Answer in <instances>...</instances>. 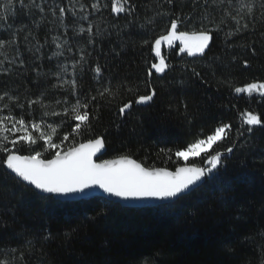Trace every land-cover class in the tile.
Segmentation results:
<instances>
[{
    "label": "trees",
    "instance_id": "trees-1",
    "mask_svg": "<svg viewBox=\"0 0 264 264\" xmlns=\"http://www.w3.org/2000/svg\"><path fill=\"white\" fill-rule=\"evenodd\" d=\"M53 2L44 0L46 11L39 27L33 23L41 20L38 12L15 19L14 27L26 26L19 37L25 66H13L11 75H0V90L18 95L22 102L29 96L35 99L44 89L63 98L65 90L50 87L59 83L53 75L57 73L53 56L57 42L53 43L52 37L63 36L66 46L73 50L71 63L76 65L80 99L97 95L109 83L113 89V95L97 97L91 105L99 117L92 122V135L104 136L106 142V154L100 160L127 155L145 167L175 171L184 166L176 159L175 151L210 134L221 123H230L232 130L214 150L223 152L232 146L234 151L225 154L226 166L219 170V179L207 178L191 194L157 208H126L105 199L74 203L42 200L10 179L0 181V258L3 250H9L8 258L12 259L10 250L17 249L13 264H262L264 127H256L249 134L247 126L242 125V113L251 111L264 118V99L236 95L228 87L264 81L261 0H236L234 8L242 2L254 5L256 23H250L246 10L242 11L241 24L249 22V29L230 38L227 44L221 33L204 56L180 53V44L171 48L162 45L161 53L169 67L151 77L147 71L151 63L158 61L150 44L166 31L171 18L179 15L184 19L180 31H196L201 27V17L207 14L219 20L221 9L210 7L205 13L195 0H174L173 4L167 0H131L136 11L128 17L111 13V0H55V4L68 9L66 30L59 13L53 17L48 11ZM70 2L82 4L92 13L89 24L94 44H88L87 33L77 34V18L73 16L76 9ZM95 2L102 5L99 12L91 8ZM105 4L108 7H103ZM129 19L134 21L131 25ZM148 19L154 23L149 24ZM28 30L35 37H29L30 43L24 40ZM145 40L149 45L143 44ZM37 41L43 45L39 52L35 51ZM14 55L9 49V58ZM244 60L248 67L243 66ZM97 64L102 68L100 76L94 72ZM193 69L201 74L203 82ZM149 86L156 90L153 101L134 104L126 115H118L122 103L147 94ZM51 108L61 109L54 101ZM34 118H40L39 111ZM48 120L59 123L54 117ZM67 131L70 129L65 125L58 135ZM86 138L78 137L77 141ZM70 142L71 138L65 147ZM161 149L172 151L162 153ZM46 157L50 158L48 154ZM202 160L203 156L189 164L206 166ZM102 210L106 214H100ZM67 233L71 234L69 238ZM21 253L23 260L19 259Z\"/></svg>",
    "mask_w": 264,
    "mask_h": 264
},
{
    "label": "snow or ice",
    "instance_id": "snow-or-ice-1",
    "mask_svg": "<svg viewBox=\"0 0 264 264\" xmlns=\"http://www.w3.org/2000/svg\"><path fill=\"white\" fill-rule=\"evenodd\" d=\"M55 2V0H54ZM168 4H173L174 0H167ZM200 4L204 12L207 13L210 7L220 8V19L204 15L200 18L201 27L196 31H180L179 27L184 19L177 15L169 20L166 31L156 37L150 44L151 52L158 62L151 63L147 75L151 77L155 74H163L169 67L161 53V46L166 44L173 47L179 41L180 53L188 56H204L206 50H210L212 41L223 33L225 43L242 31L249 29V22L256 23L254 15V5L241 3L239 8H234L236 0H195ZM102 5L99 2L91 4L94 12H99ZM108 7V5H103ZM261 9H264V0H261ZM35 10V12L33 11ZM249 17V22L241 24L242 11ZM44 0L37 3V0H0V27L4 29L0 32V75H11L13 66L23 68L25 61L20 51V34L25 32L26 26L14 27L15 19L19 15L32 17L35 13L41 16L40 21H33L39 27L45 15ZM48 11L53 17L59 13L61 24L67 30L68 25L64 22L66 7L56 4L49 6ZM80 11L86 12L85 6L81 5ZM136 11V6L131 0H111L110 12L119 16L132 17ZM92 13H86L79 17L80 20H88ZM158 13L157 15H164ZM76 13L73 12V16ZM191 20V17H188ZM261 20H264V11L261 13ZM134 21L128 20L131 25ZM149 24L154 20L148 19ZM143 27V25H142ZM228 28V31H225ZM253 27V31H254ZM88 34V44H94L93 27L91 24L87 28L79 27L77 34ZM66 34V33H65ZM99 34V30L97 33ZM31 30L24 35L25 42L30 43ZM35 39L34 36H32ZM58 37L53 36L55 43ZM64 43H68L67 40ZM149 41H143L144 45H149ZM43 45L39 44L35 48L39 52ZM63 45L56 43V48ZM11 49L15 55L10 59L8 50ZM32 51V48H28ZM68 51H71L69 47ZM84 53V49H80ZM253 54L255 49H252ZM64 53L56 52L53 56H62ZM40 57H37L39 59ZM52 57H49L51 59ZM85 56L82 54L80 60ZM7 64V66H5ZM243 66L248 67L247 60L243 61ZM61 72H67V65H58ZM73 69L76 65L73 64ZM154 70V71H153ZM196 77L201 74L192 70ZM97 76L102 73V68L97 64L94 69ZM40 73L37 70V76ZM56 79L61 81V73H54ZM202 80V77H201ZM203 82V80H202ZM71 84V91L65 90L63 98H56L50 94L48 89L40 91L36 98L25 97L22 102L20 97L8 90H0V113L7 111V115H0V181L12 180L16 185L26 188L32 195L38 196L42 200H51L53 197H69L75 195L91 196L99 189L108 197H114L121 201H176L182 196L189 194L194 186L208 179H219V170L225 167V154L234 151L232 146L226 147L223 152L214 150V146L229 138L232 130L230 123H221L219 126L203 138L195 139L187 146L177 149L174 153L177 160H184V166L177 167L175 171L167 168L145 167L141 163L127 155H119L114 159L97 160L98 153L106 147L104 136H93V120L99 117L91 110V105L97 100L113 95V89L109 83L98 91L97 95L86 97L83 101L77 91V82L63 80L61 83L53 84L52 89L63 88L64 84ZM228 87L236 95L244 94L248 97L258 95L264 99V81H254L245 83L243 86L229 84ZM130 91V90H129ZM156 90L149 86L147 94L138 95L135 100H128L118 108V115H126L134 104H147L153 101ZM74 98V102H73ZM47 101V103H46ZM61 111L51 108L52 102ZM19 109V113L16 110ZM39 111L40 118H34V114ZM28 117V118H26ZM46 117H54L59 123L53 121L48 123ZM242 125L247 126L245 131L249 134L256 127H264V118L260 114L251 111L242 113ZM67 126L70 131L59 136V129ZM243 135V133H239ZM78 137H87L77 141ZM71 142L65 147V142ZM57 140L59 142H57ZM27 151L29 154L23 155ZM162 153H170L171 149H161ZM46 154L50 158L46 157ZM203 156L202 163L206 166L188 164L190 157L198 158ZM111 203V201L109 202ZM100 214H106L103 210ZM66 238L70 233L65 234ZM49 237H45L48 239ZM17 249H11L12 259H9V250H3L0 264H13L16 259ZM23 253L19 259L23 260ZM264 264V262H262Z\"/></svg>",
    "mask_w": 264,
    "mask_h": 264
},
{
    "label": "rangeland",
    "instance_id": "rangeland-1",
    "mask_svg": "<svg viewBox=\"0 0 264 264\" xmlns=\"http://www.w3.org/2000/svg\"><path fill=\"white\" fill-rule=\"evenodd\" d=\"M69 5H71L72 7H74L76 9V18H77V27L79 29V27H84V28H87L88 25H89V19L88 20H80L79 17L86 14V13H89V11L86 9V12L85 13H82L80 11V8H81V5L82 4H79V3H75V2H70ZM56 4L53 2L51 3V7H55ZM58 14V13H57ZM90 17V16H89ZM64 20H65V17H64ZM61 23V21H60ZM182 25V24H181ZM66 40L63 36L59 37L57 39V43H60L63 45L62 48L60 49H57V52H63L64 55L62 56H56V64H57V72H60L61 73V81H59V83H61L63 80H67V81H71L72 79H75V69H73V64L74 63H71L73 57H72V54H73V50L71 51H68V46L67 43H64ZM0 59H2V57H0ZM58 65H67V72H61V68L58 67ZM6 66V65H5ZM61 90H68V91H71V84H64L63 85V88H60ZM61 109L58 110V112L60 111ZM7 111H5L4 113H0V115H7ZM46 121L48 123H51L49 120H48V117L45 118ZM200 157L198 158H192L190 157L189 160L187 161V163L189 164L190 161H193V160H196V159H199ZM183 163L185 164L186 162L184 160H182Z\"/></svg>",
    "mask_w": 264,
    "mask_h": 264
},
{
    "label": "water",
    "instance_id": "water-1",
    "mask_svg": "<svg viewBox=\"0 0 264 264\" xmlns=\"http://www.w3.org/2000/svg\"><path fill=\"white\" fill-rule=\"evenodd\" d=\"M179 30H180V27H179ZM177 45H179V41H176L174 44V46H177ZM106 150L107 149L105 147L101 153L97 154V157L95 159L100 160L106 154ZM206 180H207V178L205 179V181L201 182L197 186H194V189L189 194H191L193 191L197 190L202 185H204ZM93 191L95 194L91 195V196L75 195V196H69V197H53V199L60 201V202H64V203H74V202L87 201V200H92V199H105V200L119 204V205L126 207V208H136V209L157 208V207L165 206V205H168V204H171V203H174L177 201V200L176 201H121V200H118L114 197L106 196V194H103L102 191L99 189H96ZM189 194H187V195H189ZM187 195H184V196H187ZM184 196H182V197H184Z\"/></svg>",
    "mask_w": 264,
    "mask_h": 264
}]
</instances>
